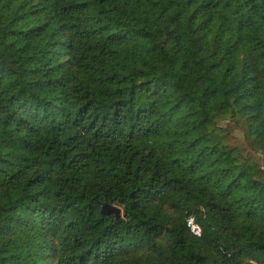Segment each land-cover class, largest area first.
<instances>
[{
  "label": "trees",
  "instance_id": "obj_1",
  "mask_svg": "<svg viewBox=\"0 0 264 264\" xmlns=\"http://www.w3.org/2000/svg\"><path fill=\"white\" fill-rule=\"evenodd\" d=\"M0 264H264V0H0Z\"/></svg>",
  "mask_w": 264,
  "mask_h": 264
},
{
  "label": "built area",
  "instance_id": "obj_2",
  "mask_svg": "<svg viewBox=\"0 0 264 264\" xmlns=\"http://www.w3.org/2000/svg\"><path fill=\"white\" fill-rule=\"evenodd\" d=\"M186 226L192 235L197 237L201 235V227L194 216H190L186 219Z\"/></svg>",
  "mask_w": 264,
  "mask_h": 264
},
{
  "label": "water",
  "instance_id": "obj_3",
  "mask_svg": "<svg viewBox=\"0 0 264 264\" xmlns=\"http://www.w3.org/2000/svg\"><path fill=\"white\" fill-rule=\"evenodd\" d=\"M101 213L103 214H114V216L119 219L121 217V209L118 206L110 205L104 203L101 207Z\"/></svg>",
  "mask_w": 264,
  "mask_h": 264
},
{
  "label": "rangeland",
  "instance_id": "obj_4",
  "mask_svg": "<svg viewBox=\"0 0 264 264\" xmlns=\"http://www.w3.org/2000/svg\"><path fill=\"white\" fill-rule=\"evenodd\" d=\"M235 133H236V136H237L236 143H237V146L241 149V151H243L245 153H250L253 157L257 158L258 157L257 154L249 152V150L247 149L244 141L241 139L240 133L237 130L235 131Z\"/></svg>",
  "mask_w": 264,
  "mask_h": 264
}]
</instances>
